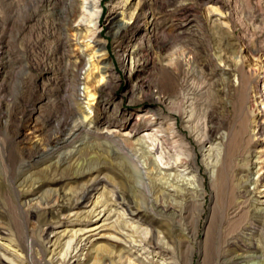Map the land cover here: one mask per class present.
Masks as SVG:
<instances>
[{"label": "rangeland", "instance_id": "374dc122", "mask_svg": "<svg viewBox=\"0 0 264 264\" xmlns=\"http://www.w3.org/2000/svg\"><path fill=\"white\" fill-rule=\"evenodd\" d=\"M255 18L262 26L264 0H232L229 6L224 0H0V264H209L205 255L212 253L209 241L222 201L228 205L224 233L237 232L246 245L240 244L242 258L231 264H264L260 203L252 198L237 216L231 209L246 199L243 192L252 190L258 177L250 162V138L254 122L264 119V105L263 112H255L240 94L253 95L263 76L264 55L255 52L262 44L255 40L239 47L244 48V70L232 71L230 95L216 86L215 97L199 98L195 129L185 126L178 107L151 97L153 82L172 91L185 71L199 85L221 41H248L257 30ZM124 23L133 29L119 37L116 27ZM244 23L251 26L244 29ZM185 51L194 62L182 60ZM126 53L133 59H125ZM166 60L174 67L185 62V67L166 70ZM106 67L111 74L103 71ZM222 69L217 76L229 72ZM77 79L93 80L94 99L88 85L75 84ZM76 93L92 116L79 118L81 135L72 132L49 147L52 152L32 155L30 125L45 126L57 103ZM115 105L125 113L149 106L176 115L193 155L166 148L153 127L131 133L102 126L100 117ZM205 125H214L218 137L202 148L193 130ZM83 136L89 146L94 143L88 155L78 142ZM140 140L145 147L137 145ZM226 144L237 189L233 202L230 188L215 179L222 163L218 149ZM192 202L183 215L191 233L174 228L175 216L158 207L180 210ZM72 203L70 210H61Z\"/></svg>", "mask_w": 264, "mask_h": 264}, {"label": "bare ground", "instance_id": "6f19581e", "mask_svg": "<svg viewBox=\"0 0 264 264\" xmlns=\"http://www.w3.org/2000/svg\"><path fill=\"white\" fill-rule=\"evenodd\" d=\"M88 3L90 4L91 2ZM231 3L232 0H224V4H226L227 6L231 5ZM255 19L256 21H253V24H256V27L254 28H257V30L254 31L252 38L248 39V41L247 40L243 41V39H241V41H231L228 38L225 41L224 39L221 41L218 50L219 54L210 55L209 65H212V67H210V72H208L207 74L204 73V75H202V82L199 85H196L190 79L191 76L190 74L192 72L185 71L186 70L185 69L184 70L185 72H183V75L181 76L180 82H178L179 83L178 86L174 85L176 88H174L172 91H170L167 88V86H165L164 83L161 81H156L155 83L153 82L152 84L155 89L151 91L152 100L155 103L165 104L169 108H172L173 106L178 107V110H176L177 112L176 114H178V116L181 117L180 119L185 123V126L187 128H190L195 125L197 128L200 122L199 112H198L199 110L197 109L199 100L201 99L200 97L203 96L215 97L216 93H214L213 89L216 86L218 87L221 86V88L224 90L227 96L230 95L229 92L231 91V87L232 88L234 87L231 77L232 71L234 70L236 71L239 69L244 70V63L242 60L244 55V48L242 49L239 47H241V45L244 44L250 45L256 40L262 44V49L259 50L255 49L256 54L260 52L262 53V55H264V23L261 26L258 19L257 18ZM249 23L248 24L244 23L242 27L245 29L247 28V25L251 26L250 25L251 23L250 24ZM218 24L221 26L222 25L225 26L227 25V22L224 20H219ZM116 28H117L116 29L117 36L125 37L127 31L133 29V25L131 23H126V24L124 23L122 25L117 26ZM139 41L140 38H137L135 41L136 45L139 43ZM230 55H233V57H231ZM181 56L183 61L184 59L185 61L188 59V61L194 62V60L192 59V53L190 51H185ZM124 57L125 59L132 60L134 56L133 53H129V54L126 53ZM221 59H223L224 65L222 64ZM174 64L170 60H166L165 62L163 61V66L166 70L168 69L170 70V68ZM184 65L185 62L182 63L179 61V64L177 62V65H175V67L173 66V68H176L178 71H181L182 66L183 68L185 67ZM221 66L223 67V69L221 68ZM77 67L81 68L80 66ZM221 69L229 72L225 73V75L217 76L218 70ZM103 71H105V73L110 72L109 74H111V69L109 67H106ZM240 80H241L240 81V85H241L242 78ZM259 81L260 82L258 83V85L255 86L253 95H246L244 98L243 94H240L241 95L240 99L242 101H244V99L245 101L246 100L249 101L252 104V107L254 108L253 111L255 112H261V111L263 112L261 105H264V82H263L264 73L263 76L260 77ZM83 83L85 85H88L86 87L88 96L94 99L98 91L97 88H95L93 85V80L90 79V82L86 83L83 82L82 79H77L75 84L80 85ZM108 83L109 80L106 81L105 87H108L109 85ZM242 88L243 87L241 85V87L239 88L241 89L240 92H242ZM147 107L148 108H145L144 111H140L139 109H137L135 112L125 113L123 112V109L120 107V105H115L109 113H105L102 117H100L99 121L100 124L104 127H109L111 126V124H113L121 129L127 128L131 133H136L141 128V126L143 128L153 127L154 129H156V132L158 134L159 137L158 140L163 145H165L166 148H168L171 151H175L179 155L182 156L186 155L188 157H191L193 154H191V150L185 145L186 138L183 136V133L180 130L179 118L176 115L164 114L160 110H157L152 107L150 108L149 106ZM55 108L56 110L51 114L49 118L50 121L47 124L45 123L46 124L45 126L44 125L39 126L35 123L30 125L29 128L30 132L28 133L29 134L28 138L32 139V148L34 150L33 152L34 154L32 155L34 156L35 155L39 156L47 152H52L50 151L49 147H51L52 145H60L63 142L64 138L70 135L72 132H74L73 134H77V136H80L81 133L83 132L82 128L84 125L83 119L79 121L81 115L84 116L85 120L88 118L92 119V116H90L89 114H87V112H85L81 103V96L80 94L77 93L74 94L73 97L57 103ZM105 109L106 108H104V110ZM254 123H255L254 129L251 132V138H250V144H253V147L249 155L252 157L250 159V162L254 163L257 166L258 177L254 181H252L254 184V188H252V190H247L245 192L242 191L244 193L243 196H245L246 199L242 200L240 203H235V204L233 203L231 209L234 212L233 214L237 216L241 213L243 207L247 204V202H249V200H251L252 198L254 199V201L260 203L256 207V211L259 217L258 223L263 228V238H264V119L263 120L258 119ZM212 126L205 125L202 128L193 130L194 134L193 133L192 134L194 136V140L199 145H201L202 148H205V145L207 143H212L218 137V134L215 132ZM47 127L52 129V132L49 134H46ZM78 142L80 143V145H86L83 152L84 155H88L90 152H92L91 148L92 146H94V143H92V145L89 146V144L91 143L89 139L83 136L78 139ZM145 143H146L145 141L140 140L137 143V145L145 147ZM228 145L229 144H226L225 147H223L222 149L221 148L218 149L220 155L222 156V163L219 166L217 165L218 166L217 176L215 179L220 185L223 186L227 185L228 188H230L231 197L233 195L232 197L233 199L231 201L233 202L237 189L234 187L233 184V177H234L232 174L233 165L229 166L227 163V158L230 152L228 150ZM97 149H95V151ZM67 158L68 156L66 154L59 156L60 164L64 163L67 160ZM184 159L189 162V159L187 158ZM191 159L192 160L190 161L192 163V172H195L194 171L195 159L193 157ZM96 160L97 159L94 160L92 159L93 163L97 162ZM133 161L134 162L136 161L135 157H133ZM249 180H250L249 177H246V179H244L243 181V185L245 186L247 183H249ZM260 196H262L263 199H261ZM222 202H218L217 207L220 206L221 209H217V214L215 216L216 228L215 231L213 232V238H211L209 241V245L212 250V253L209 255H205V259L206 258L209 259V264H231L233 262H236L242 258V254L240 252L241 251L240 244L246 246L245 243L242 242L237 236V232L233 231L228 234L224 233V227L227 222L228 205L227 207H225L222 204ZM220 203L222 204V206ZM75 205H76L75 203L67 204V205L63 204L61 205L60 208L62 211H68ZM191 205H194V202L186 205L184 209H180V210H178L177 208L171 205H167V206L159 205L158 207L160 208V211L165 213H171L173 214V216H175L177 221L173 225L174 228H176L177 230H184V231L187 230L189 233H191L189 223L185 222L183 218L184 212ZM29 244L31 246L34 244L33 239H29ZM59 259L61 260V258ZM38 263L44 264V262L41 260L40 261L38 260Z\"/></svg>", "mask_w": 264, "mask_h": 264}]
</instances>
